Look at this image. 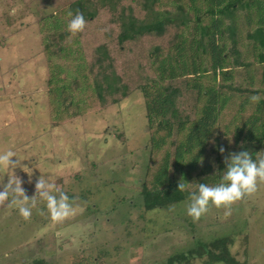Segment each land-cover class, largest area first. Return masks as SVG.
Segmentation results:
<instances>
[{"label": "rangeland", "instance_id": "1", "mask_svg": "<svg viewBox=\"0 0 264 264\" xmlns=\"http://www.w3.org/2000/svg\"><path fill=\"white\" fill-rule=\"evenodd\" d=\"M77 10L87 23L82 32L73 34L67 29L72 19L68 13L74 15ZM87 10L94 15L92 19L86 18ZM164 10L175 12L174 0H161L153 9ZM242 10L235 15L236 26L246 38L240 44L241 60L255 63L251 44L258 43L247 35L257 26L251 29L254 21ZM120 16H133L138 22L150 17L142 0H0V153L11 150L16 154L12 160L20 159V165L9 171L24 181L22 187L29 198L35 194L37 178L43 175L51 177L73 205L69 217L53 222L46 202L38 197L31 217L25 220L18 206H9L10 196L0 206V264H169L170 260L171 264H224L210 262L205 252L188 256L195 250L201 252V244L222 239L229 242L235 264H264V183L258 182L254 194L233 203L230 209L210 204L195 221L186 211L198 183L215 186L221 182L224 157L229 153H238L245 146L246 151L254 152V160L258 152L264 155V83L259 88L249 87L243 108L229 105L223 109L220 123L185 161L172 162L175 144L182 138L176 131L164 150L162 147L153 155V143L162 141L165 134L158 127L160 121L150 122L148 117V108L155 112L157 107L152 105L158 97L150 86L153 81L165 84L169 78L162 82L160 78L172 66L179 76L186 75L188 69L192 73L189 64L193 56L187 41L195 28L169 26L161 37L151 35L120 45ZM229 25L230 20H225L221 28ZM179 34L185 45L181 43L180 50L171 53ZM225 36L228 42V33ZM70 39L82 47L88 62L94 59L95 50L105 45L112 70L127 87V95L118 97L116 104L108 100L62 125L49 115L44 54L48 55L45 48H50L54 60L68 56ZM156 46L161 59L149 52ZM165 55L168 60L162 63ZM209 59H202L208 71ZM238 70L237 85L245 74L244 69ZM252 71L258 81L261 76L264 79L263 68L253 64ZM230 77L226 84L233 81L232 72ZM173 79L168 84L181 93L178 105H183L179 107L188 116L190 122L185 127L190 129L200 117L201 103L196 106L189 96L188 85L181 82L184 77L173 74ZM253 96L259 97L258 102H253ZM237 127L252 132L234 144ZM220 147L225 149L223 154ZM168 157L176 170L170 172L173 182L183 178L186 184L185 200L147 212L143 193L145 189L167 188L154 179ZM11 177L0 171V190L3 181L6 184Z\"/></svg>", "mask_w": 264, "mask_h": 264}, {"label": "trees", "instance_id": "2", "mask_svg": "<svg viewBox=\"0 0 264 264\" xmlns=\"http://www.w3.org/2000/svg\"><path fill=\"white\" fill-rule=\"evenodd\" d=\"M160 3L161 0H142V7L147 13V17L150 16L145 22H138L133 16H120L118 42L123 45L134 41L136 38L140 39L151 35L161 37L166 35L165 31L169 26L180 25L183 29L195 28L193 32L188 33L191 39L189 38L187 41L190 43V51L193 56L192 63L189 64V67H192V73L188 69L186 75L179 76L177 68L172 66L162 73L160 81L162 82L165 78H169V82L173 81V74L177 78L184 77L181 82L188 85L189 96L191 95L196 106L198 101L201 103L200 117L192 123L190 129L185 127L190 120L182 112L183 108L179 107L182 104L178 105L181 93L177 88L171 87L168 81L165 84L153 81L150 88H155L153 90L158 97L152 106L157 108L155 112L151 107L148 108L150 122L154 119L159 120L158 127L165 134L162 141H158L157 144L153 143L152 148L155 151L153 155H156L162 147L164 150L167 140L172 136V131H176L177 135H182V138L175 144L172 162L185 161L187 157L191 156L193 148L202 143L203 138L220 123L223 109L229 105L241 109L248 102V98L245 96L249 87L257 85L259 88L261 87L260 83H264L262 76L258 81L253 71L250 72L253 64L264 69V0H174V5L177 8L175 12L169 10H164L163 13L158 12L161 10L153 11L154 7L156 8ZM76 5L78 8L81 7L80 3ZM242 8L244 15L249 20L254 21L251 29L257 26L247 35V38L258 43V45L251 44L254 55H256L255 63L241 60L243 54L240 50V44L242 45L246 38L245 36L242 38L241 27L236 26L237 18L235 15ZM84 13L87 19L94 17L88 10ZM228 19L230 25L222 29V23ZM178 30L180 31V28ZM226 33H228V40L232 44L226 41ZM180 39L182 40L179 34V41L176 45L173 44L171 53L174 51L176 54L180 50L181 43L182 46L185 45ZM70 41L72 44L69 45V50L65 52L68 56L54 60L50 57L53 54V50L50 48H45L48 55L44 54L47 60L46 86L49 112L55 121L61 123L81 118L86 114V111L94 110L99 105H106L108 100L112 104H116L118 97L125 98L127 95V87L122 84L121 79L112 70V59L105 45L98 47L95 50L94 59L88 62L87 57L84 56V50L79 47L77 41L71 39ZM159 50V46H156L150 48L149 52L158 56ZM54 52L57 55L55 48ZM207 57L210 58L208 62L209 71L204 68L205 63H202V59H207ZM247 57L246 55L245 58ZM158 58L161 59V56ZM167 58L165 55L162 63L165 59L168 60ZM238 69H244L245 74L240 79L242 84L239 82L240 84L237 85L235 74L236 72L239 73ZM231 72L233 81L226 84L232 79L230 77ZM236 129L237 132L233 136L234 144L239 142L241 137L243 141L250 133L249 131L252 132V130L244 127H237ZM187 130H189L188 133ZM245 131L246 134L243 136ZM249 135L251 136V134ZM245 148L244 146L242 151H246ZM253 153L251 152L252 157ZM169 159V157L165 159L162 165L158 162V166H161L157 169L154 179L157 185H168L167 188L154 191L145 189L143 193V206L147 212L182 203L185 200V194L183 191H178V183L173 182L172 176H170L171 170L174 172L176 170L169 164ZM228 243L222 239L213 241L209 245L201 244V252L195 250V253L189 252L188 256H201L205 252L212 263L235 264L229 255ZM215 250L219 252L218 255L214 254ZM180 257L183 258L184 256L181 255ZM171 263L172 260L169 261V264Z\"/></svg>", "mask_w": 264, "mask_h": 264}, {"label": "clouds", "instance_id": "3", "mask_svg": "<svg viewBox=\"0 0 264 264\" xmlns=\"http://www.w3.org/2000/svg\"><path fill=\"white\" fill-rule=\"evenodd\" d=\"M68 15L72 17L67 24L68 31L73 34L82 32L87 23L83 13L77 10L75 15L72 12H69ZM251 99L253 102H258L259 97L253 96ZM219 151L223 154L225 149L220 147ZM259 153L262 152H258L255 160L249 151L231 152L225 156L226 169L221 176V182L215 186L198 183L197 190L189 196L187 215L194 221L199 220L209 210L210 204L216 208L230 209L233 203L254 194L257 191L258 182L264 183V155ZM12 157H16V154L11 150L0 153V168L9 169L19 166L20 159L13 161ZM183 181L181 178L178 182V191H185L186 184ZM10 196H12V200L9 206H18L19 214L25 220L31 217L38 197L46 202L47 213L53 222H62L73 211L69 196L56 188L51 177L43 175L37 178L35 194L31 198L26 195L22 181L17 176L9 178L0 190V204L7 201ZM225 214H230V211H226Z\"/></svg>", "mask_w": 264, "mask_h": 264}, {"label": "crops", "instance_id": "4", "mask_svg": "<svg viewBox=\"0 0 264 264\" xmlns=\"http://www.w3.org/2000/svg\"><path fill=\"white\" fill-rule=\"evenodd\" d=\"M19 93H21V92H19ZM46 96H47V94H46ZM48 100V99H47ZM49 108V107H48ZM49 111H50V109H49ZM49 115H50V112H49ZM51 116V115H50ZM67 122H60V124H62V125H64V124H66ZM51 128H53L52 126H50ZM3 170V172H6L7 174H9V176H17L18 178H19V176H18V174H16L15 172H13V173H11L9 170H10V168L9 169H7V168H0V171H2ZM22 182H24L23 180H21ZM3 184H5V182L3 181ZM0 206H3L2 204H0Z\"/></svg>", "mask_w": 264, "mask_h": 264}]
</instances>
